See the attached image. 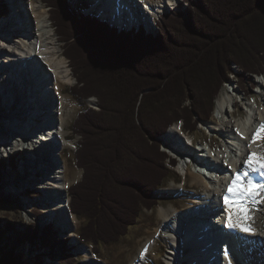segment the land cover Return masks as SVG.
<instances>
[{"label":"trees","instance_id":"trees-1","mask_svg":"<svg viewBox=\"0 0 264 264\" xmlns=\"http://www.w3.org/2000/svg\"><path fill=\"white\" fill-rule=\"evenodd\" d=\"M41 1L76 80L73 96L96 99L99 108L79 113L73 124L83 177L69 189L71 212L87 219L80 238L99 253L98 246L126 237L143 210L158 206L154 194L176 163L161 137L176 124L195 133L209 122L236 74L233 65L244 72L240 83L247 73L264 74V0H187L184 12L162 17L155 35L144 28L119 33L67 0ZM6 14L3 4L0 17ZM6 166L0 160V181ZM1 233L0 264H22L18 248L39 238L35 226L10 244ZM51 241L43 247L53 254L69 252L67 240L52 249ZM70 259L65 264H79Z\"/></svg>","mask_w":264,"mask_h":264},{"label":"bare ground","instance_id":"bare-ground-1","mask_svg":"<svg viewBox=\"0 0 264 264\" xmlns=\"http://www.w3.org/2000/svg\"><path fill=\"white\" fill-rule=\"evenodd\" d=\"M11 1L13 16L11 15V19L5 20L3 23L0 21V54L8 55L3 60L2 64H4V67L0 69V83L2 84L0 87L3 88L2 93H4L6 100L2 105H8L6 106L8 108L6 109L8 116L4 118L0 115V122L2 120L5 124H8V129L13 135H8L6 132L4 135L2 124L0 123V136L2 133L8 151L16 152L18 148L30 151L28 154H30L29 158L31 160H26V165H28L26 169L30 168V166L33 169L36 167L37 175L40 173L42 179L44 177L45 182H47L45 183L47 187H44V192H49V195L47 194L46 196V203H52L47 217L55 215V219H53L64 223L66 231L74 232L80 228L81 223L74 214L70 213L68 192L69 188L82 177V172L72 167L70 169L69 157L64 156L68 151L75 150V146L70 142L72 134L69 132L71 130L70 124L75 118L79 102L64 93L67 87L73 84L74 78L72 77L68 60L62 55L60 41L52 28L49 10L42 1ZM75 1L77 2L78 0ZM134 1L128 0V6L123 7L122 0H92L95 4L92 11L96 10L101 18L110 21L113 26L127 27L129 29L132 25L140 22L147 27L148 19L140 18V13L135 16L133 8L129 7V3H134ZM138 1L135 3L137 8L139 9V6H142L141 1L144 2L145 9L143 11H147L148 16L146 17L151 18L153 16L160 17L173 8V10H177L182 0H160L156 4L154 3L156 0ZM132 17L133 20L130 22ZM7 33L9 37L10 34H14V37L19 38L18 41L10 39ZM5 45L10 50L8 53ZM25 64L27 67L24 68ZM18 81L23 86L19 87ZM11 86L17 89L18 95L15 96L14 91H12L13 88H10ZM261 86L264 87V85ZM258 94L261 93L259 92ZM37 96L39 97L37 99L38 102H36ZM234 96L231 92L230 99L222 97L218 100L216 111L217 114L219 113V117L217 119L215 117L203 125V127L205 126L204 128L208 129L209 135L215 136L218 134L221 137H225L226 149L214 151L216 146L215 141L212 140L210 144L208 143L209 146L201 148L199 151L201 153L197 155L195 153L198 150L192 151L190 148L192 147V137L181 134V126L176 125L169 130L167 136H165L167 137L166 143L170 145L172 154L180 160L181 164L178 172L186 177H183V183L172 182L170 185L159 189L156 195L158 197L178 195L192 204L182 210H172V207L159 206L156 211V218L157 221L158 219L159 221L161 220V224L154 228L152 236L151 233H147L145 237L148 240L145 243L143 237L136 239L131 245L114 246L112 257L115 264H125L126 262L144 264L150 248L152 247L153 249L156 245V237L158 235H162L165 247L170 249L166 258L167 264H183L184 261L189 264L218 263L219 261L224 262V264H237L236 260L229 254L230 247L236 252L238 263L242 261L245 264H255L252 261L256 251L264 260V235L258 234L255 227L257 221L255 217L258 216L256 214L260 211L261 196L255 203L251 204V206L256 207V212L251 210V219L247 220V222H245L246 220L240 221L245 225H250V231L228 228V212V218L224 219L223 231L220 230L216 235L210 236L204 229L207 221H201L203 214L200 209H196L203 204L212 208L220 207L219 199L224 201L222 199L226 191L221 194L219 189L222 184L226 185L227 181L225 178L227 176L228 186L234 178V174L239 171H248L251 179L256 182L264 180V176L260 172L251 171L245 164L250 153L264 155V139L258 138L255 143L252 142L253 134L260 125L264 124V103L258 109L254 108L253 104H245L248 109L246 110L248 112L246 120L233 123L230 120H225V118L228 116V112H232L231 114L233 115L236 112L235 109L233 112L229 108V106L232 107L233 105L231 103L234 102ZM22 97L25 98L24 101H22ZM26 99L29 101L28 107L32 106V108H35L34 112L29 111L25 106H23V110L20 108L22 103L27 104ZM262 100L264 102V96ZM45 103H47V109H51L53 114L50 116L41 115L43 116L41 126L35 123L36 116L39 111H43L46 108L43 107ZM86 103L95 105L96 102L88 100ZM234 106L237 108L239 106L238 102H234ZM2 109L4 110V108ZM15 109L17 113H15ZM21 111L26 114L22 115L21 113L19 115ZM24 117H27L24 122L28 126L33 125L32 132L29 135L25 131L21 132V128L15 125L18 120H23ZM37 128H42L39 133H45L42 134L46 137L43 141L49 139L51 141L54 140V143L48 144V147L45 145L41 147V139L38 137ZM53 128L54 132L52 131L53 134L51 135L50 130H53ZM197 157H199V160H197ZM191 168H194V171ZM220 171L228 172V174L224 175V180L215 181L216 183H214L213 180L217 179H214L213 175L221 173ZM34 176L28 173L26 176L27 181L34 182ZM20 178L23 179L24 177L21 176ZM217 185L220 187L213 189ZM236 211V208L232 209L233 215L231 218L233 222L238 219L235 215ZM228 233H230V236ZM74 239L79 242L77 235ZM230 240L234 242L233 245L229 244ZM81 246L80 251L87 255V251L91 247L86 244ZM259 250L263 252H259ZM178 257L181 259L180 262ZM224 258H227L226 261Z\"/></svg>","mask_w":264,"mask_h":264},{"label":"rangeland","instance_id":"rangeland-1","mask_svg":"<svg viewBox=\"0 0 264 264\" xmlns=\"http://www.w3.org/2000/svg\"><path fill=\"white\" fill-rule=\"evenodd\" d=\"M9 1L10 0H7V1L0 0V11L2 10V5L3 4L7 5ZM159 1L160 0H156V2H154V3L156 4ZM70 4L72 5V7L76 11L82 12L83 14L84 13L88 14V11H90V12L92 11V9L85 11L86 9H89L90 6H92V0L91 1L90 0H78L77 2L75 0H73V1L70 0ZM186 8H187V4H181L177 10H173L174 9L173 8L170 11H171V13L184 12ZM47 9L49 10V8H47ZM6 10H7V14L0 17V21H2V23L5 20L8 21L11 19L10 17H11V12H13V8L11 7V9H10L9 7L6 6ZM170 11H168L166 14H168ZM13 14H14V12H13ZM13 14H12V16H13ZM166 14H163L160 17L156 16L155 20L150 18L149 21L152 25H149V22H147V29L150 31L151 34L155 35V34L159 33L160 28H159V26H157L156 22H159L161 20V18L163 16H165ZM98 15H99V13H98ZM49 16H50V12H49ZM52 28H53V25H52ZM53 30H54V28H53ZM7 35L9 37L8 33H7ZM13 35L14 34H10L9 38L15 39L17 42L19 38L16 36L14 37ZM60 45H61V50H62V55H63V43L60 42ZM5 47H6V45H5ZM6 49L8 50L7 51V53H8L10 50L7 47H6ZM7 56L0 54V58L2 59V61H0V69L4 67V64H2V63H3V60L6 59ZM70 70H71V68H70ZM233 70H235L234 72L236 74H233L231 76V82L229 84V87L231 90L233 89L232 93L236 94L234 96V100H236V101L242 100V108L238 106L239 108L237 107L238 110H236L235 115H232L231 114L232 112H228V116H226L225 120H228V121L230 120L233 123H237V122L246 120V118L248 116V114L246 113V110H248V109L246 108L245 104H247V103L253 104L255 106L254 108H256V109L261 108V106L263 105L264 102L262 99L264 96V89H263L264 87L261 86V88L260 87L256 88V83L258 82V83H261V85H264V77L263 78H257V76H252V74L247 73V74H245L247 78H246L245 84H244V83H240V81H239V76L241 74H244V72L239 67H234V65H233ZM71 73H72V71H71ZM23 77H25V75H23ZM72 77H73V74H72ZM22 81H25V80H22ZM27 81H29V80L27 79ZM18 83H19V87L23 86V84L21 85V83L19 81H18ZM10 84H12V83H10ZM251 84H254V86L251 87L252 89H250V90H253L255 88V91H256L255 93H257L258 96H256L254 94L253 99H248L246 97L250 94V91H249V93H247L248 89H246V92H245V90L243 91L241 88H242V86L247 88V86L249 87V86H251ZM0 85H2V84L0 83ZM75 85H76V81L74 78L73 84L71 86H68L67 90H65V92H64L65 94L72 96L74 99H76L77 102H79L78 110L76 111V115H75L74 120L70 124L71 130L69 132L72 134L71 138H70V140H71L70 142L75 146V150H73V151L67 150L68 152L65 153L64 156L69 157L70 169L72 167V168H75L76 170H80L82 172V177H83V171L80 168H78L77 160H76V151H77V147H78L77 142L80 138L76 137L73 134L72 128H73V124H74L76 118L78 117L79 113H81L85 110H88V109H93V108L96 109L97 104L95 103V105H89L86 103L88 100H79L78 98L73 96L72 88ZM12 86L10 87L11 89L13 88ZM2 89L3 88L0 87V113H1L0 115L5 118L8 116V112L6 111V109H8L6 106H8V105L7 104L5 106L2 105V103L6 101L4 98V93H2L3 92ZM16 90L17 89H15V88H13V90H12V91H14L13 93L15 94V96L18 95V93H19ZM25 90H27V89H25ZM30 92H31V90H30ZM259 92L261 94H258ZM222 97H226L228 99L231 98V92L228 91V83L224 84V87L220 93V96L216 101L214 113L212 115L211 120H213V118H215V117H216V119H217V117H219V113L217 114V111H216L217 110V103H218V100H220ZM232 98H233V96H232ZM22 99H25V98L22 97ZM37 99H39L38 96L36 97V102H38ZM92 100H94V99H92ZM94 101L96 102V100H94ZM40 103H42V102H40ZM40 103H38V104L40 105ZM21 106L22 107H20V108L23 109V106H25V104L22 103ZM39 107H41V108L46 107L47 108V103H45V105L43 107L42 106H39ZM230 107L231 106H229V108ZM2 108H4V110ZM16 109H19V108H16ZM16 109H15V111H16L15 113H17ZM30 110L32 112H34L33 108H30ZM96 110L99 111V108H97ZM43 111H44V109H43ZM21 113H22V115L26 114V113H23V111H21V112H19V115H21ZM31 119H32V117H31ZM24 120H27V117H24L23 120L22 119L18 120V123L16 122L15 125H17L18 128L19 127L21 128V132L25 131L29 135L32 132V126L33 125L28 126V124H26V122H24ZM217 122H220V121H217ZM0 123L2 124V130H3L2 132L4 135H5V132L8 135H13V133L10 131V129H8V124H5L2 120ZM18 124H19V126H18ZM176 125L181 126L180 124H176ZM176 125H174V126H176ZM202 126L203 125L199 124L197 131L195 133H186V135L191 136L192 139L195 138L196 142L199 144L198 145L199 146L198 152H196L197 154H200L201 152H199V151L201 150V148H203V146H204V148H206V144H208V143L210 144V142H212V140L215 141V146H216L214 148V151L217 152V150L226 149V142L224 139L225 137H221L218 134H216L215 136H211V135H209L210 133H209L208 129L203 128ZM3 134L1 133V136H0V160L5 161L7 166H6V169L4 170V177L0 181V232H2L1 234L4 236V237H1V240H3L4 244L5 243L10 244L11 242L14 241V239L18 236L19 233H22L25 230H28V228H30L32 226H35L38 233H39V238L36 241L35 245L26 244V245H23V246L18 248L17 253L19 256H21L22 264H38V263L39 264H65L66 257H70L71 258L70 260L74 261L75 263H79V264H105L106 262H107V264H115L113 262V257H112V253H113L112 249L114 246L116 247V245L118 246V245H128V244L131 245L135 242L136 239L143 238V237H144V243H145L148 240L147 237H145V235L147 233H151V236H152L154 228L161 224V220L159 221V219H158V221H157V218H156V211L158 210L159 206H164L166 208L172 207V210H174V209H181L182 210V209H184V208H186L192 204L191 202H188L186 199L181 198L178 195H165L163 197H161V196L158 197L155 193L154 198L158 200V206L155 207L151 211L143 210L140 217H139L137 225L130 228L129 233L126 237L122 238L119 242L111 244V245L98 246L99 253H96V250L94 249L95 247L93 244L85 243L82 240H80L81 230H82L83 226L87 223L86 218L77 217L75 215L79 219L81 226L78 230H76L74 232H70V231H66V227H64V223H60V222L54 220L55 215H52V217L50 215V216H48L49 218L47 217V213L49 212V210L51 209V206H52V203H50V202L46 203V200H47L46 196L49 192L45 193L44 190L47 187V184H45L47 182H45L44 177L42 179V177L40 176L41 175L40 173H38V175H37V172H36L37 168L36 167L33 169L30 166V168L26 169V167H28V165H26V163H27L26 160L27 159L31 160V158H29L30 154H28V153H30V151H27V150L24 151V150H22L23 148L16 149L17 153L8 151L7 145L5 144V141H4ZM165 136H167V134ZM165 136L161 137V139H160L162 141L161 142L162 143L161 149H162V151H165L169 155V157L171 159L175 160V162L177 163L178 161H177L176 157L174 156V154H172V149H170V145L166 143L167 137H165ZM201 145H203V146H201ZM17 150L20 152H18ZM55 156H57V155H55ZM55 158H57V157H55ZM200 158H202V157H200ZM14 161H15V164L13 166ZM168 168L170 169L171 174H170V177L166 180V182L162 188L170 185V183H172V182H176L177 184H181L184 182L183 181L184 176H182V174L178 172L179 168L178 169L175 167L172 168V165H170V164L168 165ZM193 169L191 168L192 171H194ZM28 173L30 175H35L34 176L35 177L34 182L27 181L26 176L28 175ZM223 174L225 175L226 173H223ZM21 176H23L24 178L21 179L20 178ZM82 177L79 179V181L77 183L73 184L72 186L81 182ZM219 185L213 187V189L219 188L220 187ZM222 187H225V185H222L220 188H222ZM227 187H228V185H227ZM68 194H69V192H68ZM69 199H70V203H71L70 194H69ZM260 201H261L260 202V211H259V213L256 214L258 216L255 217L257 220L255 227L258 231V234L264 235V194H261ZM223 206L225 207V210H226L225 214L227 215L228 210H227L225 205H223ZM233 208L235 209V207H233ZM250 209L255 211L256 207L252 205V206H250ZM70 213H71V211H70ZM2 227H5V229ZM8 227L12 228V230L9 231ZM75 234L79 237V239H77V240H79V242L75 241V239H74V237L76 236ZM51 240H53V242H55V241L61 242V241L67 240V242H68L67 249L69 252L63 256L61 254L59 255L58 254L59 251H57V250H54L55 254H53L52 251H50V248H47V249L44 248L43 246H44L45 242H49V241L52 242ZM56 242L51 244V249L54 247L53 246L54 244H57ZM152 242H153V240H152ZM85 244L89 245L91 247V249L87 251V255H84V253L82 251H80V246L81 245L83 246ZM229 244L233 245L234 242L232 240H230ZM59 245L60 244H57V246H59ZM165 246L166 245L163 242L162 235H160V236L158 235L156 237V245L153 247V249H152V247L150 248L149 254L146 257L144 264H167L168 262H167L166 258L168 257V252H170V249L166 248ZM229 251H230L229 254L231 256H233L232 254L236 255V252L232 249V247H230ZM235 258L236 257H234V260H236V263L238 264V258H236V259ZM178 259L180 262L181 259L179 257H178ZM239 263L245 264L242 261H240ZM125 264H130V263L126 262ZM183 264H189V263H187V261H184Z\"/></svg>","mask_w":264,"mask_h":264},{"label":"snow or ice","instance_id":"snow-or-ice-1","mask_svg":"<svg viewBox=\"0 0 264 264\" xmlns=\"http://www.w3.org/2000/svg\"><path fill=\"white\" fill-rule=\"evenodd\" d=\"M238 131V130H237ZM264 139V124L260 125L253 134L252 142ZM251 146V145H250ZM247 168L253 172H260L264 176V155L250 153L245 161ZM264 194V180L256 182L249 176L248 171H239L235 174L223 197L226 208L229 212L227 227L230 229H239L240 231H250V225L241 223V220L251 219L250 205ZM236 208L235 215L238 218L236 222L232 220V209Z\"/></svg>","mask_w":264,"mask_h":264},{"label":"built area","instance_id":"built-area-1","mask_svg":"<svg viewBox=\"0 0 264 264\" xmlns=\"http://www.w3.org/2000/svg\"><path fill=\"white\" fill-rule=\"evenodd\" d=\"M234 67H238V66L234 65ZM234 71H235V70H234ZM252 76H256V75H252ZM261 78H263V77H261Z\"/></svg>","mask_w":264,"mask_h":264}]
</instances>
